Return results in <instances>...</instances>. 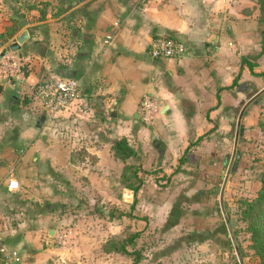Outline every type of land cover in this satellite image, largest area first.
<instances>
[{
	"label": "crops",
	"instance_id": "0c3cea01",
	"mask_svg": "<svg viewBox=\"0 0 264 264\" xmlns=\"http://www.w3.org/2000/svg\"><path fill=\"white\" fill-rule=\"evenodd\" d=\"M49 1L44 19L38 9L30 11L33 21L24 18L34 35L28 29L23 75H0V246L17 253L11 264L56 263L60 248L50 242L67 218H42L44 199L75 202V211L92 204L100 214L112 206L107 218L118 227L168 225L169 219L170 226L179 225L187 214L177 208L179 196L192 202L195 191L215 194L214 172L227 161V133L249 92L238 91V84L261 77L250 65L255 73L264 70V0ZM9 34L0 37V52L11 43ZM160 35L182 41L184 55L151 57L148 46ZM35 42H45V56ZM48 77L77 81L81 88L51 120L33 94ZM145 98L154 106L148 121L140 112ZM120 138L132 149L126 163L137 164L143 180L135 193L113 155ZM78 145L84 155L74 160ZM11 169L22 199L38 201L34 223L48 228L47 238L37 229L31 241L25 220L14 224L5 215L18 194L7 188ZM208 221H197V228Z\"/></svg>",
	"mask_w": 264,
	"mask_h": 264
},
{
	"label": "rangeland",
	"instance_id": "374dc122",
	"mask_svg": "<svg viewBox=\"0 0 264 264\" xmlns=\"http://www.w3.org/2000/svg\"><path fill=\"white\" fill-rule=\"evenodd\" d=\"M22 1L0 0V28L4 29L0 37L5 39L9 32L14 31L17 27L20 30L30 29V34L34 35V30H31L33 26H29L27 23L23 27H19L17 24L12 28L13 21L10 20L9 13L20 19V15L14 10ZM33 19L34 16L30 12L27 13L26 20L33 21ZM30 43L31 39H28L25 45ZM6 52L15 53L16 51L10 50L7 46ZM35 60H39L38 57ZM255 81L251 82L248 88V91H252L254 94L264 87V74ZM243 96L242 104L247 100L245 93ZM242 104L235 110L231 130L227 133L226 154L222 157L226 156L227 161L218 164V170L214 172L215 182L211 185L216 188L215 194L208 195L205 192L199 194L195 191L191 195L192 202L190 198L188 200V198L185 199V196H179L177 208L187 210V214L183 216L176 227L170 226L174 219H169L168 225L163 223L144 226V223H140V225L132 227L123 225V223L118 227L114 226L112 220L107 218L112 206L107 207L106 212L101 211L103 214H100L92 209V204L86 203L87 208L83 207V210L75 211L78 208L75 202L71 205L68 201L64 203L61 200L44 199L41 210L42 218L49 216L61 217L62 220L67 218L66 221L63 220L60 223V226H54L56 229L58 228V233L57 237L50 242V246L60 248V253L56 255V263L52 262L51 264H239L235 245L243 264H260L259 258L250 247L251 240L250 234L246 230V223L239 219L237 212L240 200L253 198L261 185L260 175L264 169V93L247 106L246 112L244 111L245 119L243 120L242 117L241 121L242 134L239 136L235 160L226 181V192L223 195L225 214L231 224L235 242L229 236H224L228 234V230L219 201V191L223 183L221 175H225L228 167L237 117ZM79 134L82 136L84 132H79ZM75 141L78 143L77 140ZM78 146L79 148L74 149V160H81L84 155L83 148ZM192 149L188 148L187 152ZM182 163L187 165V162L183 161ZM154 172L159 175L157 170ZM200 186L205 185L201 182ZM37 202L33 199L23 200L18 192L7 206L5 214L14 224L18 220H25L26 229L33 232L31 241L34 239L37 229H42L40 234L47 238L48 228H40L34 223L38 219L34 209ZM50 203L54 204L51 209L48 206ZM72 206L74 207L73 214ZM19 211L22 213L19 214ZM128 212L125 211V213ZM140 218H144V216ZM205 218L209 220L206 222L207 226L197 228V221ZM205 230H208V234L204 233ZM134 233L137 235L132 243L125 245L127 252H133L134 255L114 249L122 239ZM135 254L139 256L137 261H134Z\"/></svg>",
	"mask_w": 264,
	"mask_h": 264
},
{
	"label": "built area",
	"instance_id": "2783aa9c",
	"mask_svg": "<svg viewBox=\"0 0 264 264\" xmlns=\"http://www.w3.org/2000/svg\"><path fill=\"white\" fill-rule=\"evenodd\" d=\"M149 0H137L138 4L144 5ZM107 42V40L105 41ZM148 54L153 58H180L186 51L185 44L177 38L169 36H156L148 46ZM27 64L22 61L18 54L5 52L0 57V75L4 77L23 75ZM33 94L41 112L48 118L54 119L74 99L81 94L80 84L77 81L63 78L48 77L38 81ZM154 106L151 101L144 99L140 104V112L145 121L151 119ZM7 188L10 191H18L19 183L11 169L6 177ZM17 259V253L0 246V264H11Z\"/></svg>",
	"mask_w": 264,
	"mask_h": 264
},
{
	"label": "trees",
	"instance_id": "16d2710c",
	"mask_svg": "<svg viewBox=\"0 0 264 264\" xmlns=\"http://www.w3.org/2000/svg\"><path fill=\"white\" fill-rule=\"evenodd\" d=\"M30 3V4H29ZM24 5V7H23ZM50 5L49 0H32L22 1L15 8V12L19 13L20 19H24L31 10L38 9L40 13V19H44L47 13V7ZM23 10V11H21ZM20 19L10 16V20L13 21L12 28L19 24ZM253 65H250V71L253 75L261 76L264 74V70L261 73L253 72ZM237 83V81H234ZM29 97L24 99V103H28ZM113 155L122 162L123 172L125 176V185L133 190L135 193L142 185L143 180L138 177L139 168L137 164H128L127 158L131 155L132 149L128 146L126 138H120L112 144ZM260 188L253 198H243L239 202L238 215L239 219L246 223V230L250 234L251 249L253 253L259 258L260 264H264V169L260 175ZM135 202V199L133 203ZM136 233L129 237H125L121 240L118 246L114 249L120 250L123 253L127 252L126 243L131 244L132 240L136 237ZM131 252L130 254H132ZM134 255V253H133ZM241 256V255H240ZM134 261L139 259V256L135 254Z\"/></svg>",
	"mask_w": 264,
	"mask_h": 264
},
{
	"label": "water",
	"instance_id": "95a60500",
	"mask_svg": "<svg viewBox=\"0 0 264 264\" xmlns=\"http://www.w3.org/2000/svg\"><path fill=\"white\" fill-rule=\"evenodd\" d=\"M25 24H26V20L25 19H21L20 22H19V27H23ZM29 37H30V35H29V32H28L27 29H23L16 36H14V33H10L9 34V38L12 40L11 43L9 44L10 50L18 52V56L21 57V58L23 56L24 57L27 56L28 55L27 50H22V47L25 45V43L27 42ZM43 43L44 44H41L39 42L33 43V48L35 50H38V53L40 54V56H45L46 44H45V42H43ZM5 52H6V50H3L0 53V57ZM249 86H250L249 82H242V83L238 84V88L237 89H238V91L245 92V91H247ZM263 93H264V87L262 89H260L258 92H256L255 94L252 91H249V92L246 93V99L247 100L243 103L242 108H241V110H240V112L238 114V117H237V123H236L235 135H234V143H233L232 154H231V157H230V160H229L228 167H227L225 175H221V177H223V183H222V186L220 188L219 201H220V205H221V211L224 214V218H225V222H226V225H227V229H228L229 235H230L231 240L233 242H235L233 231H232V228H231V224H230V222H229V220H228V218H227V216L225 214V209H224V206H223L224 189H225V186H226V181L228 179L230 171L232 170V166H233V163H234V160H235L239 136L242 134L241 119H242L243 113H244L245 109L247 108V106L250 103H252L255 99H257V97H259ZM41 119H44V116H42ZM97 130H98V132L100 131L99 128H97ZM189 155L187 157L190 158ZM38 164H39L40 170L41 171H45V169H46L45 164L42 163V162H39ZM235 250H236V254H237L238 258H239L240 264H243L242 260H241L240 253H239L238 248H237L236 245H235Z\"/></svg>",
	"mask_w": 264,
	"mask_h": 264
},
{
	"label": "flooded vegetation",
	"instance_id": "af4514ba",
	"mask_svg": "<svg viewBox=\"0 0 264 264\" xmlns=\"http://www.w3.org/2000/svg\"><path fill=\"white\" fill-rule=\"evenodd\" d=\"M207 196H208V195H207ZM225 224H226V222H225ZM204 233H205V234H208L206 230L204 231ZM224 236H226V237L229 236V237H230L229 232H228V234H225ZM230 239H231V237H230ZM235 252H236V250H235ZM236 255H237V254H236ZM237 258H238V256H237ZM238 260H239V258H238ZM239 264H240V262H239Z\"/></svg>",
	"mask_w": 264,
	"mask_h": 264
}]
</instances>
